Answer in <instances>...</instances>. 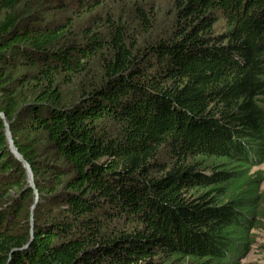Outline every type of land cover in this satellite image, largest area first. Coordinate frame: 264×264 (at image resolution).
Masks as SVG:
<instances>
[{"label":"trees","instance_id":"obj_1","mask_svg":"<svg viewBox=\"0 0 264 264\" xmlns=\"http://www.w3.org/2000/svg\"><path fill=\"white\" fill-rule=\"evenodd\" d=\"M167 3L157 22L158 0H0V264H230L253 243L264 0Z\"/></svg>","mask_w":264,"mask_h":264},{"label":"rangeland","instance_id":"obj_2","mask_svg":"<svg viewBox=\"0 0 264 264\" xmlns=\"http://www.w3.org/2000/svg\"><path fill=\"white\" fill-rule=\"evenodd\" d=\"M168 0H158V10H157V17L158 21L157 22H167L171 19V16L169 15V4L167 3ZM170 1V0H169ZM224 29L223 23L218 22L216 24V30L222 31ZM69 92H72V88L67 89ZM12 140V138H11ZM14 145V144H13ZM9 147V145H8ZM10 150V147H9ZM261 171L262 172V180L260 181L259 184V191L264 194V164H260L259 166H251L250 168V173H253L255 171ZM31 172V170H30ZM32 175V173H31ZM28 179L29 176L26 171V187L28 184ZM31 184L34 187V182H33V176H32V181ZM32 188V187H31ZM33 189V188H32ZM33 203L30 205V219L33 221V208L35 206V203L38 199V195L36 192V189L34 187L33 190ZM261 212L264 214V203L261 205ZM263 224L261 225L260 229L256 230L254 232V238H253V243L248 247L247 252L242 251L239 252L240 256L235 257V259L232 261L230 264H264V219H263Z\"/></svg>","mask_w":264,"mask_h":264},{"label":"water","instance_id":"obj_3","mask_svg":"<svg viewBox=\"0 0 264 264\" xmlns=\"http://www.w3.org/2000/svg\"><path fill=\"white\" fill-rule=\"evenodd\" d=\"M0 117H3L1 113H0ZM5 134H6L7 143L9 145V147H10V151L12 152L14 157L22 163L23 167L27 171V174L29 176L27 187L34 188L33 185L31 184L32 175H31V172H30V168H29L28 164L22 159L21 155L18 153V151L16 150L15 146L13 145V142L11 140V135H10V132H9L7 124H5Z\"/></svg>","mask_w":264,"mask_h":264}]
</instances>
